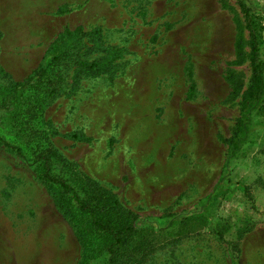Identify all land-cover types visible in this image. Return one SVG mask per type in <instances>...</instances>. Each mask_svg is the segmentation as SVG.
<instances>
[{
    "label": "rangeland",
    "instance_id": "1",
    "mask_svg": "<svg viewBox=\"0 0 264 264\" xmlns=\"http://www.w3.org/2000/svg\"><path fill=\"white\" fill-rule=\"evenodd\" d=\"M241 1L264 16V0ZM76 27L98 33L74 41L55 67L59 89L41 114L52 149L112 193L138 226L163 234L170 220L208 212L197 233L142 264H264V116L252 117L247 143L224 166V141L250 84L238 0H0V87L24 80L56 36ZM112 49L120 53L101 73L74 64ZM19 221L27 233L18 243L11 232ZM219 221L227 226L221 240ZM48 225L76 264L80 246L51 195L0 146V264H42L58 244L40 238L34 249L28 230ZM239 228L246 232L237 238Z\"/></svg>",
    "mask_w": 264,
    "mask_h": 264
},
{
    "label": "trees",
    "instance_id": "2",
    "mask_svg": "<svg viewBox=\"0 0 264 264\" xmlns=\"http://www.w3.org/2000/svg\"><path fill=\"white\" fill-rule=\"evenodd\" d=\"M238 7L247 32L250 84L240 97L233 132L224 141V166L234 160L247 143L252 133V117L264 116V40L261 34L264 16L253 13L241 0ZM97 33L83 32L81 27L71 31L64 29L49 45L33 72L12 87H0V146L23 162L51 195L54 207L80 246L76 264H142L163 244L197 233L208 223V212L205 209V213L170 220L167 228L171 230L166 231V228L163 234L148 225L138 226L137 216L121 207L112 193L80 175L52 149L41 127V114L59 89L61 75L55 67L71 56L74 41ZM235 51L241 54L240 42ZM119 53L118 49H112L103 60L77 59L74 64L98 74ZM219 196L217 190L205 208L213 205ZM214 229L215 236L221 240L227 226L219 221ZM245 232L243 228L237 229V238Z\"/></svg>",
    "mask_w": 264,
    "mask_h": 264
},
{
    "label": "crops",
    "instance_id": "3",
    "mask_svg": "<svg viewBox=\"0 0 264 264\" xmlns=\"http://www.w3.org/2000/svg\"><path fill=\"white\" fill-rule=\"evenodd\" d=\"M24 208V206H23ZM19 215V213H18ZM17 226V227H16ZM14 228V230L11 232L13 234H15L14 236H12L14 238L15 241H17L19 243V241L24 237L26 236V233L25 232V225H22V223H20L19 221V224L16 225ZM21 226V228H20ZM53 226L52 225H48V226H42L41 229L39 230H36L35 229H29L28 230V233H29V237L30 239L33 240L34 244H35V248H37V242H39L40 238H46L47 239V243H53L54 242L56 244H58V248L53 250L52 251H49L48 252V257L46 260L42 261V264H74L73 263V259L71 258L69 260V256H68V253H64L63 249H62V246H61V243H63V236L61 234V231L58 229V228H52ZM54 231V232H53ZM42 233V235H41ZM56 233V235L53 236V234ZM32 234V236H31ZM47 234H52L48 237ZM41 235V236H40ZM51 247V246H50ZM34 257L38 256L37 254H33Z\"/></svg>",
    "mask_w": 264,
    "mask_h": 264
}]
</instances>
